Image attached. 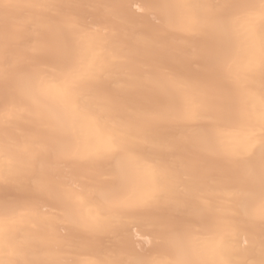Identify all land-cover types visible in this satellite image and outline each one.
<instances>
[{"label":"snow or ice","instance_id":"6c2138e0","mask_svg":"<svg viewBox=\"0 0 264 264\" xmlns=\"http://www.w3.org/2000/svg\"><path fill=\"white\" fill-rule=\"evenodd\" d=\"M128 7L0 0V264H264V0L140 5L150 68L78 45L87 29L126 24ZM18 10L29 14L10 31ZM250 215L259 256L237 259L233 229ZM145 233L175 258H142L127 237Z\"/></svg>","mask_w":264,"mask_h":264},{"label":"bare ground","instance_id":"6f19581e","mask_svg":"<svg viewBox=\"0 0 264 264\" xmlns=\"http://www.w3.org/2000/svg\"><path fill=\"white\" fill-rule=\"evenodd\" d=\"M21 3L32 2V0H20ZM121 3L129 5L126 9V16L128 17V22L126 24H116L115 31L113 30L112 24L104 25L101 24L99 27H93L92 29H87L83 31L77 37L78 45L85 51L96 50L107 51L111 53L114 49L117 52L123 50V54L129 58V67L135 68L138 64H142L144 68L151 67V55L152 53L148 51H141V45L138 41V36L141 31L142 25H148L151 23L149 17L142 11L139 7L142 4L149 2V0H120ZM133 7L139 10L138 13L133 11ZM29 14V10H18L12 13V20L8 24V28L11 31L15 25V22L24 18ZM107 29V30H105ZM5 34V21L3 15L0 14V68L3 66V39ZM117 41H120V45H117ZM123 77V73L120 74ZM108 86L112 89L114 93L121 92V80L119 78H114L108 81ZM255 90L259 91L260 83L257 80L255 83ZM246 102V97L242 95L241 104ZM171 159V158H170ZM201 163L207 168L218 167L222 164V161L213 159L207 155L201 157ZM219 197L221 202H227L233 195V189L231 186L224 187L219 192ZM257 198L249 203L248 211L249 213H255L257 216L259 214V190L257 189ZM235 203V201H234ZM177 216L182 215V210H173ZM209 226H211L212 221H208ZM137 235H130L127 237L130 246L135 247L134 238ZM144 238L145 246L144 250L137 251L141 253L144 259H172L175 258L173 254H163L158 252L155 248L153 238L148 234L138 235ZM259 239H260V227L259 219H254L251 215L243 218L238 222L234 229L232 235V252L234 258L243 259L245 257L259 256ZM188 243L192 248L197 251H205L207 249V241L203 238H191ZM136 249V247H135ZM85 259H96L99 258L97 254H85L83 257Z\"/></svg>","mask_w":264,"mask_h":264},{"label":"rangeland","instance_id":"374dc122","mask_svg":"<svg viewBox=\"0 0 264 264\" xmlns=\"http://www.w3.org/2000/svg\"><path fill=\"white\" fill-rule=\"evenodd\" d=\"M133 11L135 12V13H138L139 12V10L137 9V8H135V7H133ZM145 239L144 238H142V237H139V236H136L135 238H134V242H135V247H136V250L137 251H142V250H144V247H146L145 245Z\"/></svg>","mask_w":264,"mask_h":264}]
</instances>
